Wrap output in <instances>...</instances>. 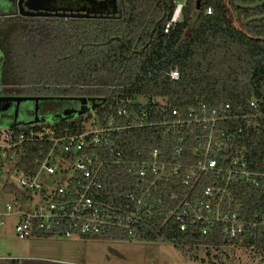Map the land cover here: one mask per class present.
<instances>
[{
	"label": "trees",
	"instance_id": "1",
	"mask_svg": "<svg viewBox=\"0 0 264 264\" xmlns=\"http://www.w3.org/2000/svg\"><path fill=\"white\" fill-rule=\"evenodd\" d=\"M113 1L115 11L109 14L65 9L53 16H29L16 10L19 0H6L7 8L0 14L4 28L0 31V96L105 99L93 113L100 123H104L103 113L124 104L138 111L137 102L144 98L165 100L172 119L183 118L191 107L202 103H229L234 113H246L248 101H264V19L245 23L263 15L264 5L255 9L236 6L261 0H187L168 34L164 28L175 0ZM175 69L178 80L167 76ZM156 107L149 122L162 121L160 103ZM91 115L53 125L58 131L76 134L91 126ZM113 146L123 158L137 159L154 146L170 154L174 142L158 126L122 130ZM248 158L250 165L257 163L259 168L264 135L249 143ZM130 182L124 167H104L101 202L118 206ZM234 187L244 216L254 210L264 212V186ZM165 213L164 207H157L142 228V240L171 242L202 264H225L230 246L253 249L256 264L264 261V229L252 238L228 244L218 228L209 235L192 228L180 232L173 220H165ZM104 239L131 240L121 231H111ZM200 248L205 250L203 259L197 256Z\"/></svg>",
	"mask_w": 264,
	"mask_h": 264
},
{
	"label": "built area",
	"instance_id": "2",
	"mask_svg": "<svg viewBox=\"0 0 264 264\" xmlns=\"http://www.w3.org/2000/svg\"><path fill=\"white\" fill-rule=\"evenodd\" d=\"M186 1L175 0L164 33L174 29ZM167 76L178 80V70ZM143 100L138 111L124 104L103 113L104 123L95 116L76 134L58 131L54 122L14 124L0 116V231L11 217L18 240L104 239L111 231L142 240L158 206L180 232L192 228L209 235L218 228L228 244L264 229V212L244 216L234 187L264 186V159L257 168L248 158L249 143L264 135V101H248L246 113H234L229 103H202L172 119L165 100ZM158 103L162 121L149 122ZM158 126L174 142L170 154L154 146L143 157L126 159L113 146L122 130ZM109 165L124 167L131 182L120 204L108 207L101 199L102 171Z\"/></svg>",
	"mask_w": 264,
	"mask_h": 264
},
{
	"label": "crops",
	"instance_id": "3",
	"mask_svg": "<svg viewBox=\"0 0 264 264\" xmlns=\"http://www.w3.org/2000/svg\"><path fill=\"white\" fill-rule=\"evenodd\" d=\"M5 228L0 231L4 236L7 233ZM22 241L25 243L12 247L0 240V264H12V262L15 264H136L137 262L133 256L130 258L123 256L124 251H128L130 247L127 242L132 240L76 238L65 240L33 237Z\"/></svg>",
	"mask_w": 264,
	"mask_h": 264
},
{
	"label": "rangeland",
	"instance_id": "4",
	"mask_svg": "<svg viewBox=\"0 0 264 264\" xmlns=\"http://www.w3.org/2000/svg\"><path fill=\"white\" fill-rule=\"evenodd\" d=\"M40 2V5L43 8L53 9L56 5L61 6L59 3L60 0H37ZM7 8L6 0H0V14L5 12ZM3 21L0 20V31L4 29L2 27ZM0 58H2V54L0 52ZM2 61L0 59V74L2 73ZM139 101L144 102L143 99ZM59 103L50 105L51 107H58ZM63 105V104H60ZM67 105H74V103H68ZM65 106V105H63ZM30 109L29 103L21 105L19 111V122H25L28 120V114L25 112ZM91 119H95V115H91ZM6 225L5 230L6 238L3 233L0 234V240L6 242L8 245L12 247H18L21 244H24L25 241L18 240L15 232H14V223L15 219L11 217L5 218ZM132 241L129 243V250L124 251L125 257H134L137 260L136 264H202L201 260L191 259L188 256L184 255L181 251L177 250L174 247V244L168 241H153L148 242L146 240H136L131 239ZM233 249V250H232ZM226 252L229 253V260L225 264H256L257 257L256 253L253 249H238L236 247H229V250L226 249ZM205 250L200 248L197 251V256L201 259L204 258ZM217 255V252H214ZM208 264V262H207Z\"/></svg>",
	"mask_w": 264,
	"mask_h": 264
},
{
	"label": "water",
	"instance_id": "5",
	"mask_svg": "<svg viewBox=\"0 0 264 264\" xmlns=\"http://www.w3.org/2000/svg\"><path fill=\"white\" fill-rule=\"evenodd\" d=\"M35 4L26 3L25 7L27 9L25 15L29 16H53L58 12V9H48L43 8L40 5V2L37 0H32ZM23 0H19L18 5L21 6ZM264 5V0L258 1L251 5L236 4L237 7L242 9H255ZM21 8V7H20ZM21 10V9H20ZM63 13V9H59ZM60 16H65V14H60ZM87 16V14L85 15ZM264 19V14L260 16H254L248 18L245 23L259 21ZM95 99V98H37V97H15V96H0V116H3L7 113L11 114L10 118L12 122L16 124L19 123V111L21 105L28 104L30 109L25 112L28 114V120L22 122L24 124H29L31 122H57V121H66L73 119L77 116H80L85 113L94 111L99 107L100 103H103L105 99ZM68 102L74 103L67 108L62 109L61 111L50 113V114H40L39 113V104L40 102ZM100 102V103H99ZM79 107H76V105ZM89 104V106H88ZM7 116L3 118L7 120ZM9 121V120H8ZM161 241V240H159Z\"/></svg>",
	"mask_w": 264,
	"mask_h": 264
},
{
	"label": "flooded vegetation",
	"instance_id": "6",
	"mask_svg": "<svg viewBox=\"0 0 264 264\" xmlns=\"http://www.w3.org/2000/svg\"><path fill=\"white\" fill-rule=\"evenodd\" d=\"M35 4L32 0H23L21 6L17 5L16 10L19 11L21 9L22 12H26L27 9L25 7L26 3ZM61 6L56 5L53 7V9H70V10H84L89 13L93 14H109L113 13L115 11V2L113 0H60L59 2ZM21 7V8H20ZM54 105L57 103H51V102H40L39 104V113L40 114H50L55 113L57 110L61 111L64 108L69 107L70 105H67L68 103H59V108H53L50 105ZM63 104L65 107H63ZM58 112V111H57ZM11 114L7 113L1 117L7 116L10 117ZM0 117V118H1Z\"/></svg>",
	"mask_w": 264,
	"mask_h": 264
}]
</instances>
